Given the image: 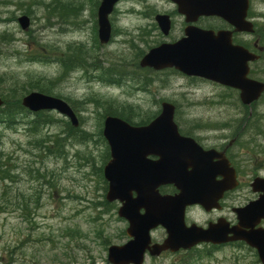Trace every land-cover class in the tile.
<instances>
[{
    "label": "rangeland",
    "instance_id": "rangeland-1",
    "mask_svg": "<svg viewBox=\"0 0 264 264\" xmlns=\"http://www.w3.org/2000/svg\"><path fill=\"white\" fill-rule=\"evenodd\" d=\"M51 1L0 0V16L8 20L0 25V34L10 33L15 39L9 45L0 42V96L9 97L13 83L26 79H40L46 84L57 79L52 96L71 103L80 126L65 139L63 130L68 121L55 112L51 116L57 123L34 135L27 130V122L33 118L30 115L10 128L0 124V155L7 158L8 171L17 179L0 183V263L109 264L108 249L123 245L121 236L128 224L117 215L119 204L105 200L108 184L103 168L110 159L103 137L106 112L130 113L137 124L147 123L158 115L160 102L166 100L177 104L175 121L182 130L229 124L236 130L248 129L254 120L255 126L263 125L264 129V100L245 109L218 85L194 82L170 70L140 69L143 48L129 43L124 46L118 34L108 45L96 42V0H61L81 6L69 23L57 22L48 13L44 4ZM22 15L31 20L25 32L17 23ZM126 16L119 15L117 22L137 25L133 14ZM68 45H83L92 55L75 56L82 64L64 73L55 58ZM39 54L45 61L30 62L31 56ZM97 66L121 69L122 77L117 83L104 80L106 75L101 69L95 70ZM42 138L48 144L58 141L61 155L49 152L57 148L55 145L46 149L31 145ZM246 200L233 195L226 201L223 214L215 215L229 216L231 207L244 205ZM190 215L199 225L213 218L201 208L192 209ZM160 235L157 232L155 239ZM145 264L259 263L249 249L235 245L218 250L201 247L180 257H146Z\"/></svg>",
    "mask_w": 264,
    "mask_h": 264
},
{
    "label": "water",
    "instance_id": "water-1",
    "mask_svg": "<svg viewBox=\"0 0 264 264\" xmlns=\"http://www.w3.org/2000/svg\"><path fill=\"white\" fill-rule=\"evenodd\" d=\"M120 0H101L97 12L98 38L102 45L111 40L109 15ZM204 14L222 16L238 30L252 32V25L243 19H232L229 9L211 6ZM167 18L156 20L167 33ZM20 28L30 27V18H18ZM257 57L246 50L232 47L228 35L206 31H189L175 44H163L150 50L140 61L142 68L163 70L174 68L186 76L199 77L240 91V101L250 106L264 92V83L248 78V63ZM3 101L0 98V107ZM22 106L33 113L54 111L79 126L76 113L61 98L32 92L22 99ZM175 107L161 104L159 115L149 124L133 126L116 116H106L103 136L110 149V160L103 174L108 182L106 201L119 202L118 217L128 222L130 241L108 250L110 264H144L145 255L160 256L163 252L189 250L200 243L216 245L242 241L256 249L264 264V230L256 228L264 219V180L253 184L260 197L248 205L235 208L238 223L230 227L225 219L210 223L207 228L186 226L187 207L200 205L206 212L220 209V201L236 186L234 170L215 151L204 152L192 139L182 137L174 122ZM149 156L158 157L151 161ZM219 159L213 163V159ZM222 180L216 181V177ZM172 185L174 195H160L158 189ZM133 193L136 196H133ZM143 211V213H142ZM162 227L167 233L162 244L151 245L150 233Z\"/></svg>",
    "mask_w": 264,
    "mask_h": 264
},
{
    "label": "flooded vegetation",
    "instance_id": "flooded-vegetation-1",
    "mask_svg": "<svg viewBox=\"0 0 264 264\" xmlns=\"http://www.w3.org/2000/svg\"><path fill=\"white\" fill-rule=\"evenodd\" d=\"M211 6L229 9L232 19H243L246 24L247 22L251 23L252 32L238 30L230 20L222 16L202 13L204 9H209ZM126 13L134 15L131 17L134 18L133 20L137 25L123 26L120 22H117L118 16L127 17ZM159 15L168 20L169 29L167 33H163L156 20ZM110 22L113 35L118 34V38L124 40V46L129 43V45L136 44L143 48V56L151 49L162 44H174L186 38L187 32L193 30L213 32L215 35L219 33L228 35L232 47L246 50L259 57V60L264 63V0H121L110 16ZM168 70L179 73L173 68ZM185 78L194 82L203 81L196 77ZM230 91L233 92L232 95L235 99L239 100L240 93L236 90ZM162 102L167 101L163 100L160 103ZM174 106L177 109L176 103H174ZM232 126L229 124L222 128H197L194 130L179 128V134L182 137L193 139L204 152L215 151L217 154L222 155L227 160L229 167L235 171L237 180V188L224 195V200L221 203L222 208L218 211L205 212L208 215H213V218L203 225L196 223L190 215L192 209L200 207L188 208L185 215L187 226L197 224L206 228L210 223H214L220 218H224L230 226L235 225L236 218L232 214L234 207L230 208L229 216H217L215 214H223L226 201L233 195L237 198L243 196L247 199L246 203L257 200L261 195L255 192L253 184L256 181L264 180V129L255 128L254 121L251 128L248 129L236 130ZM148 159L157 161L158 157L149 156ZM218 161L216 158L212 160L213 163ZM221 179V177L215 178L216 181ZM158 191L161 195L176 193L175 189L169 185L160 187ZM133 196H136L135 193H133ZM256 228L264 230V219ZM157 232L161 233L159 239L154 237ZM151 237L152 243H161L166 237V232L164 229L157 228L151 232ZM121 239L122 244L129 241L126 229ZM235 245H243L249 249L260 264L257 252L244 243H230L227 246L203 243L190 251H180L176 254L166 252L162 256L180 257L201 247L218 250Z\"/></svg>",
    "mask_w": 264,
    "mask_h": 264
},
{
    "label": "trees",
    "instance_id": "trees-1",
    "mask_svg": "<svg viewBox=\"0 0 264 264\" xmlns=\"http://www.w3.org/2000/svg\"><path fill=\"white\" fill-rule=\"evenodd\" d=\"M98 2L99 1L96 0L95 7H97ZM44 7L48 11V13L52 17H54L57 20V22H60V23H69L71 17L73 15L77 16L78 10L81 8L80 5H77L72 2H65V1L63 2L61 0H53L48 4H44ZM13 20H16V18L14 17ZM7 21L8 20L5 21V19H3L0 16V25H2L3 22L5 23ZM95 34H96V26H95ZM95 39H96V35H95ZM14 40L15 39H14L13 34H10L7 32L4 34H0L1 43H6L9 45V44H12ZM33 40L35 41V39ZM96 42L98 43L97 39H96ZM34 43H37V42L35 41ZM45 47L52 49V46L50 45H45ZM85 54L92 55L91 53H87L83 45H68L65 51L60 56L55 58V60H57V62L61 65V69L63 70V72L68 73L71 69H74L77 64H82V63H78V61L75 59V56H80L82 58L85 56ZM40 59L42 61H45V57L41 56V54H39L36 57L31 56L30 62L39 61ZM100 69H101V72L106 75V77L103 76L104 80L106 78V80L108 81L111 80V82L117 83L119 77H122L123 71L121 69L114 68V66L107 67V68H102L100 66H97L95 68V70H99V71ZM56 81L57 79L55 81L49 80V83L46 84L44 81L40 79L35 80V79L30 78L28 80L26 79L24 82L13 83V85L9 89L10 96L9 97L1 96L4 101V105L0 107V124H6L7 128H10L11 125H14L17 123L18 119H21V118L24 119L25 118L24 116L30 115L33 118L31 120L27 119L28 120L27 130L33 134V133H39L43 127L53 126L54 123H57L56 119H54L51 116V113L40 112V113L32 114L29 111H27L25 108H23L21 105L22 97L25 94H28L32 91H38L46 95H54L51 88H53L54 83L56 84ZM57 97H60V96H57ZM244 108L246 109V107ZM107 115L120 117L121 119L131 124H134V125H144L146 123V122H141L140 124H137L136 122L133 121L132 114L130 113L126 114L124 112L117 111V110L107 111L106 116ZM258 118L259 116H256L255 119H258ZM73 130L75 132L78 131L77 129L72 128L69 122H66L65 128L63 130L64 134L66 135L65 139L68 137V134H70V132H73ZM31 145H34L35 148L44 147L45 149L47 145H53V146L55 145L57 147L56 148L57 151L56 149H54V151L53 150L50 151L48 149L49 152L55 155H61V153L63 152L62 146L58 144V141L57 142L54 141L51 144H48V141L46 138L39 139V141H35L31 143ZM8 180L13 182L17 179H16V176L14 177L8 171L7 158L3 159L0 155V183L3 182L7 184ZM104 204L108 205L106 202ZM21 208L22 210H24L26 207L24 208L23 206H21Z\"/></svg>",
    "mask_w": 264,
    "mask_h": 264
}]
</instances>
